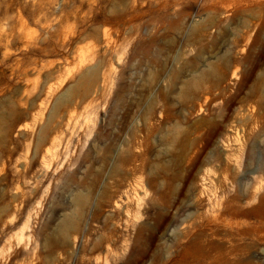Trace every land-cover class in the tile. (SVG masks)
I'll use <instances>...</instances> for the list:
<instances>
[{
  "label": "rangeland",
  "instance_id": "374dc122",
  "mask_svg": "<svg viewBox=\"0 0 264 264\" xmlns=\"http://www.w3.org/2000/svg\"><path fill=\"white\" fill-rule=\"evenodd\" d=\"M0 264H264V0H0Z\"/></svg>",
  "mask_w": 264,
  "mask_h": 264
},
{
  "label": "bare ground",
  "instance_id": "6f19581e",
  "mask_svg": "<svg viewBox=\"0 0 264 264\" xmlns=\"http://www.w3.org/2000/svg\"><path fill=\"white\" fill-rule=\"evenodd\" d=\"M28 224V223H27ZM24 226H26V224H24ZM24 226H23V228H24Z\"/></svg>",
  "mask_w": 264,
  "mask_h": 264
}]
</instances>
